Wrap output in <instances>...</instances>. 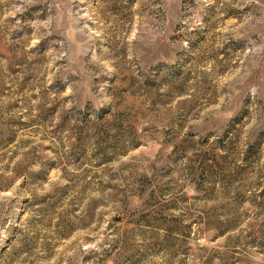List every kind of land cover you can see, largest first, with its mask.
Listing matches in <instances>:
<instances>
[{
  "label": "rangeland",
  "instance_id": "1",
  "mask_svg": "<svg viewBox=\"0 0 264 264\" xmlns=\"http://www.w3.org/2000/svg\"><path fill=\"white\" fill-rule=\"evenodd\" d=\"M0 264H264V0H0Z\"/></svg>",
  "mask_w": 264,
  "mask_h": 264
}]
</instances>
